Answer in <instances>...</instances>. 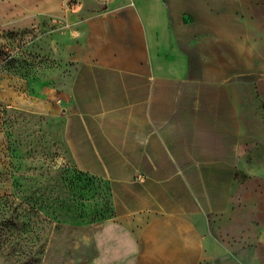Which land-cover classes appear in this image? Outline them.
Listing matches in <instances>:
<instances>
[{
  "label": "crops",
  "instance_id": "obj_1",
  "mask_svg": "<svg viewBox=\"0 0 264 264\" xmlns=\"http://www.w3.org/2000/svg\"><path fill=\"white\" fill-rule=\"evenodd\" d=\"M103 4L67 96L69 156L112 206L81 264H264V65L241 0Z\"/></svg>",
  "mask_w": 264,
  "mask_h": 264
},
{
  "label": "rangeland",
  "instance_id": "obj_2",
  "mask_svg": "<svg viewBox=\"0 0 264 264\" xmlns=\"http://www.w3.org/2000/svg\"><path fill=\"white\" fill-rule=\"evenodd\" d=\"M36 1L0 0V264H81L112 206L107 183L69 156L67 96L83 8L104 4ZM241 8L264 65V0Z\"/></svg>",
  "mask_w": 264,
  "mask_h": 264
},
{
  "label": "built area",
  "instance_id": "obj_3",
  "mask_svg": "<svg viewBox=\"0 0 264 264\" xmlns=\"http://www.w3.org/2000/svg\"><path fill=\"white\" fill-rule=\"evenodd\" d=\"M109 0H100L101 3H106L108 2Z\"/></svg>",
  "mask_w": 264,
  "mask_h": 264
}]
</instances>
